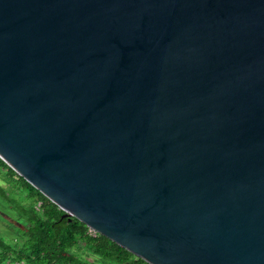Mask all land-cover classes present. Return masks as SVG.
<instances>
[{"label":"water","instance_id":"obj_1","mask_svg":"<svg viewBox=\"0 0 264 264\" xmlns=\"http://www.w3.org/2000/svg\"><path fill=\"white\" fill-rule=\"evenodd\" d=\"M0 158L150 264H264V0H0Z\"/></svg>","mask_w":264,"mask_h":264},{"label":"trees","instance_id":"obj_2","mask_svg":"<svg viewBox=\"0 0 264 264\" xmlns=\"http://www.w3.org/2000/svg\"><path fill=\"white\" fill-rule=\"evenodd\" d=\"M0 197L9 205L8 220L18 234L16 242L0 235V264H150L80 219L65 216L63 208L1 158Z\"/></svg>","mask_w":264,"mask_h":264},{"label":"rangeland","instance_id":"obj_3","mask_svg":"<svg viewBox=\"0 0 264 264\" xmlns=\"http://www.w3.org/2000/svg\"><path fill=\"white\" fill-rule=\"evenodd\" d=\"M3 184L6 185L5 183ZM11 193L15 197L19 195V192L14 188L11 190ZM11 215L12 212L9 209L8 203L0 197V235L6 237L9 241L16 242L18 239L16 228L8 220V216Z\"/></svg>","mask_w":264,"mask_h":264}]
</instances>
